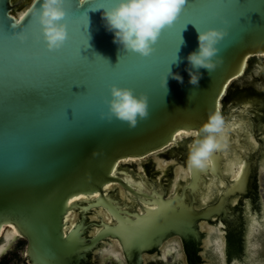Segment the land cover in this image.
<instances>
[{
	"label": "water",
	"instance_id": "95a60500",
	"mask_svg": "<svg viewBox=\"0 0 264 264\" xmlns=\"http://www.w3.org/2000/svg\"><path fill=\"white\" fill-rule=\"evenodd\" d=\"M17 2L0 0V230L3 226L14 228L27 241L24 263L81 264L87 260L88 250L97 244L101 233L86 238L88 223L82 213L75 229L65 236V217L80 203L74 201L71 206L66 203L73 195L94 196L100 192L99 197L86 200V209L100 204L118 218L127 215L130 220L132 214L141 217L137 211L124 208L114 190L106 191L105 184H117L136 200L156 204V208H144L149 218L152 215L164 219V214L175 213L206 216L208 210L197 211L192 204H186L184 194L166 198V185L161 183L160 191L154 182L144 180L143 173L140 176L146 191L136 189L121 173L113 176L112 172L121 163L120 170L129 175L133 173L135 159L179 146L181 142H174L177 132H198L210 111H221V101L230 86L255 80L256 71L260 73L259 66L264 64V14H261L264 0H248L255 13L251 14L247 27L237 33L230 30L218 43L223 64L210 74L202 68L198 87L188 82L185 58L197 47V29L223 26L210 11L182 12L172 26L161 31L154 51L142 56L118 47L113 42V33L104 27L102 10L97 5L107 7L111 0H88L92 8L85 5L76 19L66 9L65 0L66 16L62 22L66 23L68 38L58 50L47 49L38 20L32 14L27 18L31 13L28 9H38L39 3L29 0L20 7ZM190 2L211 6L235 4L238 0ZM29 19L30 28L39 34V43L29 55L12 57L9 49L13 43L7 29L16 24L14 33L24 31ZM241 22H245L243 18ZM31 43L29 39L21 47H30ZM248 59L256 60L255 65L248 66L250 72L248 67L245 69ZM169 67L184 82L169 77L166 92L161 80ZM112 84L147 94L149 115L138 118L135 127L130 128L126 121L115 117L111 121L101 118L100 113L107 111L106 100L110 98ZM249 108L245 103L240 110H232L224 116L226 123L232 116L246 114ZM68 110L70 117L72 113L71 120L66 118ZM228 136L225 147L212 154L211 165L191 169L192 178L185 189L191 188L192 198L202 171L220 169L223 151L226 145H232V133ZM181 137H185L187 146L194 138ZM258 156L257 152L247 157L241 178L234 186L245 190L252 180L257 204ZM116 229L107 224L106 234L115 236ZM8 239V232H4L0 248ZM143 240L150 241L149 245L154 243L151 239ZM142 246L139 239L134 250L140 252Z\"/></svg>",
	"mask_w": 264,
	"mask_h": 264
},
{
	"label": "flooded vegetation",
	"instance_id": "af4514ba",
	"mask_svg": "<svg viewBox=\"0 0 264 264\" xmlns=\"http://www.w3.org/2000/svg\"><path fill=\"white\" fill-rule=\"evenodd\" d=\"M18 1L17 4L23 7L26 1L28 2L29 0ZM254 62H256V60H254ZM250 63L252 64V60ZM250 67H248L249 72ZM257 71L254 81L244 80V82H237L229 87L222 100L221 112L226 116L228 113L232 112V110H240L245 103L250 107L246 114L235 115L233 117L234 119H241L243 121L249 119V122L247 121L246 123L258 142V147L255 150L250 149L249 152L251 153H249L247 157L252 153H259L257 170L259 204L256 203V199L253 196L254 189L252 180L247 182L245 190L234 188L237 184L236 180L235 183L228 182V188H226L222 194L212 199L209 204L204 206L201 205L198 191L202 188V184L208 183L210 173L214 174L218 180L224 178L223 160L219 170L215 172L211 170L208 172L202 171V179H200L198 187L195 188L193 193L194 198H192L191 188L187 187L185 189V186L192 178L191 170L189 181L183 179L175 193L170 195L175 180H178L180 177L179 175L177 176L175 168L179 167V169L182 168L184 171L188 169V146L185 142V137H180L181 144L179 146L172 145L159 154L144 158L145 161L143 165L136 162V165L132 166L131 169L140 179L142 178L140 173H143L144 180L148 183L154 182L160 191L161 183H164L167 187L166 198L169 199L176 195L184 194V201L186 204H192L193 208L197 211L208 210V213H206L207 215L204 216L203 214L202 216L193 217L192 214L175 213L170 215L164 214L165 217L164 219L162 218L163 220L152 218V215L149 218L148 216L150 215L146 214L141 204L140 208L144 210V212L141 213L137 209L132 210L137 211L141 217L132 214L129 216V220L127 215H124L126 218H118L110 213L115 218V223H108L104 220H100V222L92 221L97 227L103 224L100 231L93 236H89L86 230L85 236L88 239L95 237L98 233H101V235L97 244L88 250L87 260L83 261L81 264H223L220 260L221 250L217 242L218 240L221 241L222 237L224 240L226 264H247L249 257L253 264H264V211L262 209V198L264 200L262 172L264 168L260 165L261 154L264 152V108L262 109L264 105V84L260 82L264 81V73L257 74ZM238 104L239 108L237 109L236 106ZM256 106L260 108V112L257 110ZM250 120L252 125L250 124ZM230 142L232 145L228 148L234 145L232 140H230ZM238 146L239 144H235L234 147L242 155H245V153H243L245 149H238ZM156 158L159 159L158 162H156ZM159 161H161L164 166L169 164L166 167L167 169H161L159 167ZM172 163H176L177 165L173 166ZM147 172L151 174V176H149ZM247 201L250 202L252 212L256 214L257 219L262 225L260 229L257 228L258 232L251 235L249 239L251 248L257 242L259 243V248L256 250L255 256L251 250L249 252V257L244 258L246 252L245 239L249 225V219L244 215V207ZM148 207L156 208V204H149ZM180 209L181 208L178 207L179 211ZM144 214L145 216L143 217ZM86 221L89 225L90 221L88 219H86ZM95 222H98L99 225H96ZM203 223H206L208 228H206ZM107 224L112 227H117L115 236L106 234ZM120 224L122 225V229L119 228ZM221 233L223 234L222 236ZM144 238L151 239L152 241L154 240L155 244L152 243L149 245L150 241L143 240ZM139 239H141V243L143 244L140 252L134 250V245ZM126 240L128 241L127 245L125 244ZM171 244H175L176 248L172 253L165 255L166 247ZM115 247L119 259H117L116 255L112 252ZM22 264H26L24 263V256Z\"/></svg>",
	"mask_w": 264,
	"mask_h": 264
},
{
	"label": "clouds",
	"instance_id": "9594fccd",
	"mask_svg": "<svg viewBox=\"0 0 264 264\" xmlns=\"http://www.w3.org/2000/svg\"><path fill=\"white\" fill-rule=\"evenodd\" d=\"M39 8H29L41 25L43 39L49 50H56L63 46L68 38L66 23L62 18L66 16L65 0H35ZM186 0H111L109 6L101 5V16L104 27L113 33V42L125 51H133L142 56H149L153 45L158 40L161 31L173 24L178 18ZM96 10V9H94ZM19 23V22H17ZM16 28V24H13ZM227 30L209 27L197 29V47L186 56L185 71L189 75V83L199 86L203 73H208L223 64V56L219 55L218 43L224 38ZM21 41L27 39L24 31L15 32ZM183 43V41H182ZM178 60V57L175 61ZM172 77L183 83V77L171 68L162 77V87L167 92L168 78ZM107 111L101 112L102 119L112 120L113 117L126 121L128 126L135 127L138 118L149 115L148 96L146 93H136L127 86H110V98L106 100ZM229 126L219 109L209 112L207 120L188 144L187 166L189 169H203L208 165L211 155L223 147L227 139Z\"/></svg>",
	"mask_w": 264,
	"mask_h": 264
},
{
	"label": "bare ground",
	"instance_id": "6f19581e",
	"mask_svg": "<svg viewBox=\"0 0 264 264\" xmlns=\"http://www.w3.org/2000/svg\"><path fill=\"white\" fill-rule=\"evenodd\" d=\"M258 58L260 59L261 56L259 55ZM250 62L251 61L248 59L246 65H245V69L249 65L250 66L252 64L255 65L254 60L252 61V64H250ZM254 70H256V68ZM259 70H260V73L262 74V72L264 71V64L263 63L259 66ZM233 121L235 122V125L232 123ZM247 121L249 122V119H247L246 121H243L241 119H234L233 116L230 117V122L227 123V125L229 126V130L227 133V139H229L228 134H229V132H231L232 133L231 140L234 142V145L231 148H228L229 146H227L226 149L224 150V159H223V163H222L224 178H222L221 180H218V178L216 176H214V174H211V173L209 174L210 178L208 179V183L202 184V188L198 191L199 202L201 203V205L204 206V205L209 204V202H211L212 199H214L216 196H219L220 194H222L226 190V188H228V182L229 183H235L236 180H234L233 177H235L237 174H240L241 164H244L245 160L247 159L248 154L251 153V152H249L250 149L255 150L258 147V142H257L256 138L254 137L252 130L250 128H248V125L246 123ZM250 124L252 125L251 120H250ZM234 126H237V127H235V130H233ZM241 137H242V141H241ZM174 142L179 143L180 137L175 136ZM235 144L236 145L239 144V146H238L239 148L245 149V151L243 152V153H245V155L244 154L242 155L240 152H238L236 150V148L234 147ZM261 156L262 157L260 158V160H261L260 165L262 166V168H264V152L261 154ZM135 160H136V162H139L141 165H143V163L145 161V159H139V160L135 159ZM158 160L159 159L156 158V162H158ZM125 161H129V160L127 159ZM159 162H160L159 167L161 169H167L166 167L169 164L164 166V165H162L161 161H159ZM172 164H173V166L177 165L176 163H172ZM121 165H122L121 163H118L117 166L115 167L114 171L116 172V174L121 173L122 177L125 180H127L130 184H132V186H134L136 189L146 191V187L144 186V184H143L142 180L139 178V176L137 174H135L134 172L129 174V175H124V172L120 170ZM175 172L177 173V176L179 175L180 177L178 178V180H175V184H173V188L171 189L170 195H173L175 193V191L179 188V185L183 179H185L187 181H189V179H190L189 168L186 171H184L183 173H181L179 167H176ZM109 185H111V187L107 188L106 191L114 190L117 197L120 199V202L124 204L123 205L124 208L128 207L131 210L137 209L141 213L144 212V210H141L140 204L144 208L145 207L148 208L149 203L147 201H145L144 199H141L140 201H138L130 192L124 190L121 186H119L117 184H109ZM76 201H78L80 203L78 205H76L73 209H71L65 217V220H66L65 231H66V229H71L72 225H75L81 219L82 213L90 221V223L88 225V229H87V234L89 236H93L94 234H96L97 229H100L103 226V224H101L100 226L97 227L92 223V221L100 222V220H104L108 223H115L116 222L115 218L110 214V212L107 209H105L104 207H102L100 204L99 205H93L90 208L86 209V206L88 205V201H86L85 199H80V200H76ZM152 205H154V203ZM262 206H263L262 209L264 211V200H263V198H262ZM244 208H245L244 209V215L247 219H249V221H248L249 225L247 228L248 232L246 234V239H245L246 252L244 255V258H248L249 252L251 250L253 251L254 256H255L256 250H258V248H259L258 242L255 245H253V247L251 248L250 243H249L250 242L249 239H250L251 235H254L258 232L257 228L260 229V226L262 225V223L259 222V220L256 217V214L254 212H252V206H251L249 201H247L245 203ZM263 220H264V214H263ZM253 221H255V226H253ZM203 225L206 228H208V225L206 223H203ZM119 228L122 229L121 224H120ZM4 232H8V237H9V234H11V238H9L8 241L6 242V244H4L1 247L4 249V251L2 253H4L5 251L8 250V248L12 245V243L14 242V240L17 237L20 238V235H16V233L18 231L15 230L14 228L6 229V227L3 226L2 229L0 230V238H1V236H3ZM260 232H261V230H260ZM223 241L224 240L222 237L220 243H218L219 244L218 247H220V250L222 252V255L220 256V260L222 261L223 264H226V257H225ZM112 244L115 245L114 243H112ZM175 248H176L175 244H171L168 247H166L165 255L172 253V251ZM116 251H117V249L115 247V249L112 252L115 254H118V252H116ZM2 253H0V255ZM249 263L253 264V263H251L250 257H249V260L247 261V264H249ZM257 264H260V263H257Z\"/></svg>",
	"mask_w": 264,
	"mask_h": 264
},
{
	"label": "snow or ice",
	"instance_id": "6c2138e0",
	"mask_svg": "<svg viewBox=\"0 0 264 264\" xmlns=\"http://www.w3.org/2000/svg\"><path fill=\"white\" fill-rule=\"evenodd\" d=\"M85 5H88L89 9L92 8V5L88 4V0H75V2H73V0H67V4L65 6H66V9L71 12L72 18L76 19L79 16V14L81 13V10ZM100 6L101 5H97V7H100ZM198 9H204L206 11H210L211 15L215 18V20L219 21V23L221 25H223L220 28L227 30V33L224 36V38L229 35L230 30H234L235 33H237V32L242 31L245 27H247V22H248L249 18L251 17V14L255 13L253 7L248 3V0H243V2H241V0H238V2L235 4H218V5H211V6H200V5H196L194 3H191L190 0H186L180 14L182 12L196 11ZM29 14H32L33 17L35 16L33 13H28L27 18L29 17ZM261 14H264V4L261 5ZM241 18L244 19V21H245L244 23L241 22ZM31 23H32V21L30 20V22H28L26 24L24 32L27 34V39H25L23 41L19 40L17 38V36L15 35L12 23H11L12 26L11 27L9 26V28L7 29V31L10 34V39L12 40V43H13V47L11 49H9V54L12 57L27 56L30 54L31 49L34 48L36 45H38L40 37H39V34L34 29L30 28ZM188 24H191V22L189 21ZM29 39H31V42H32L31 46L30 47H21L22 45H25ZM80 55H81V50H80ZM66 118L68 120H71V118H72V113H71V117L69 116V110L66 113ZM232 123L235 125L234 121ZM235 127H237V126H234L233 130H235ZM182 135L188 136V135H191V133H188V132H184V133L177 132L176 133L177 137H181ZM211 164H212V159L210 157L208 160V165H211ZM243 167H244V165L241 164V169H243ZM189 170H191V169H189ZM180 172L183 173L184 169L181 168ZM112 175L115 176L116 172L113 171ZM240 178H241L240 174H237L235 177H233L234 180H239ZM109 187H111V185H108V184L104 185L105 189H107ZM100 195H101L100 192H96L94 194V196L92 194L73 195L71 199H68L66 201V203L69 206H71L73 204V202L76 200L94 199L95 197H99ZM253 226H255V221H253ZM75 227H76L75 225H72L71 229H66L65 236H67L70 232H72V230L75 229ZM99 231H100V229H97V232H99ZM16 235H20V233L17 232ZM222 235L223 234L221 233V236ZM9 238H11V234H9ZM127 243H128V241L126 240L125 244L127 245ZM218 243H220V241H218ZM3 251H4V249L0 248V253H2ZM115 255H116V258L119 259V255L118 254H115ZM221 255H222V252H221Z\"/></svg>",
	"mask_w": 264,
	"mask_h": 264
},
{
	"label": "rangeland",
	"instance_id": "374dc122",
	"mask_svg": "<svg viewBox=\"0 0 264 264\" xmlns=\"http://www.w3.org/2000/svg\"><path fill=\"white\" fill-rule=\"evenodd\" d=\"M262 185L264 192V171L262 172ZM25 248L26 240L17 237L8 250L0 255V264H22Z\"/></svg>",
	"mask_w": 264,
	"mask_h": 264
}]
</instances>
